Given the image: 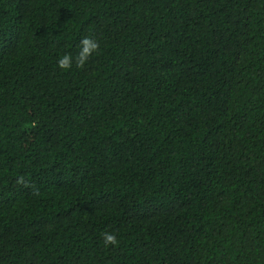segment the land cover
<instances>
[{"label": "trees", "instance_id": "16d2710c", "mask_svg": "<svg viewBox=\"0 0 264 264\" xmlns=\"http://www.w3.org/2000/svg\"><path fill=\"white\" fill-rule=\"evenodd\" d=\"M0 264H264V0H0Z\"/></svg>", "mask_w": 264, "mask_h": 264}, {"label": "clouds", "instance_id": "9594fccd", "mask_svg": "<svg viewBox=\"0 0 264 264\" xmlns=\"http://www.w3.org/2000/svg\"><path fill=\"white\" fill-rule=\"evenodd\" d=\"M100 48L99 42L94 38L85 37L80 41L79 52L75 57V61H73V57L70 53L64 54L62 57L57 59V67L61 70H69L73 66V62H75V66L77 69H82L89 61L90 57L93 54L98 53ZM17 183H24L23 177H20L17 180ZM27 186V185H26ZM103 243L107 246H117L119 241L117 237L111 232H105L102 234Z\"/></svg>", "mask_w": 264, "mask_h": 264}]
</instances>
